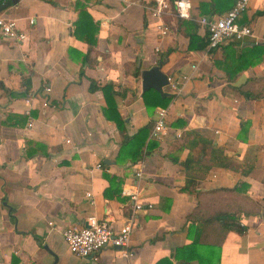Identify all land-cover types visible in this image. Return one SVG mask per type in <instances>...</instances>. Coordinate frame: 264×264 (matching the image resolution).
<instances>
[{
  "label": "crops",
  "instance_id": "obj_1",
  "mask_svg": "<svg viewBox=\"0 0 264 264\" xmlns=\"http://www.w3.org/2000/svg\"><path fill=\"white\" fill-rule=\"evenodd\" d=\"M143 1L17 0L0 11L25 34L20 42L0 36V264H50L52 254L55 264H264V53L229 79L213 63L227 42L198 50L187 44L188 34L205 33L196 18L221 15L233 0H190V19L164 18L162 36ZM263 7L264 0H247L238 22L253 36L241 47L264 45V15H255ZM80 11L87 16L75 35ZM167 49L160 70L189 77L177 94L162 87L168 102L148 112L140 71ZM89 80L112 85L122 131L103 116L102 93L89 91ZM237 88L257 97L245 99ZM162 107L165 130L154 137ZM147 123L146 141L156 146L135 162L116 163L121 135ZM122 185L150 204L135 213L132 255L107 246L94 260L73 256L62 229L89 215L123 225L130 203ZM229 214L243 233L216 218Z\"/></svg>",
  "mask_w": 264,
  "mask_h": 264
},
{
  "label": "built area",
  "instance_id": "obj_2",
  "mask_svg": "<svg viewBox=\"0 0 264 264\" xmlns=\"http://www.w3.org/2000/svg\"><path fill=\"white\" fill-rule=\"evenodd\" d=\"M5 1L0 0V4ZM140 6L146 16L157 21L156 28L161 36L167 34L164 18L190 19L191 17L190 0H144ZM246 8L247 0H234L231 7L221 15H201L196 18V23L204 28L206 32L208 49L218 48L228 41L241 42L253 36L248 25L237 22V18ZM28 22L31 24L32 19H28ZM0 36L10 42H20L25 39V34L16 26L15 21L2 14H0ZM191 69L194 70L195 66H191ZM188 77L185 75L180 78L168 76L166 86L171 93L177 94L181 89V84ZM44 89L47 90V88ZM165 114L166 108L156 109L152 136L158 137L165 130ZM96 167H100V164L97 163ZM133 175L135 178H139L141 171L139 169L135 170ZM120 194L126 197L130 203V215L123 225L115 228L107 219L89 215L84 218L83 224L67 225L62 229V238L68 251L73 256L84 259L89 257L94 260L96 254L107 246L117 247L118 252L124 258H129L132 255V252L128 249V237L135 213L150 207V204L140 202L137 191L132 187L122 185Z\"/></svg>",
  "mask_w": 264,
  "mask_h": 264
},
{
  "label": "trees",
  "instance_id": "obj_3",
  "mask_svg": "<svg viewBox=\"0 0 264 264\" xmlns=\"http://www.w3.org/2000/svg\"><path fill=\"white\" fill-rule=\"evenodd\" d=\"M214 1L217 6H223V3L226 0H214ZM241 14L237 18V22L239 21ZM255 15H264V7L261 10L256 11ZM86 16L87 15L84 12L80 11L78 15V19L75 21L73 34L76 35V31L82 25V19L85 18ZM177 20L182 22V21H185L186 19L179 18ZM192 24L193 23H191V25ZM244 24L249 26L248 23H244ZM94 32H96L95 28H93L90 33L91 37H93ZM90 44H94L93 40L90 42ZM205 47H207L206 32L201 38L196 37L193 33L188 34L187 48L198 50V49H203ZM234 47H236V49L238 48V53H235ZM171 50L172 49H167L165 52L159 53L157 62L158 61L163 62L166 59L167 54ZM224 52L225 54L223 58L213 63L217 65L218 67H221L224 70L227 78L230 79L236 72L250 65H253L255 62L259 61L261 59L262 54L264 53V45L260 43H256L250 47L249 46L241 47L240 42L228 41L227 45L224 48ZM96 88H98L101 91L103 99H104V106L102 107L103 116L108 120L110 119L113 120L117 129L119 131H122L123 130V120L119 116L115 102L113 100L115 91L112 89V85L103 84L99 86V85H96L93 80H89L88 90L93 91ZM236 90L245 99L250 98V97H257V94L250 92L248 90H239L238 88ZM9 94L13 96H17L20 93L10 92ZM141 98H142L145 110L150 112L155 106H164L168 102L169 95L161 97L156 91L152 89H148L142 92ZM150 126L151 125L147 123L146 125L139 127L131 135H126V134L121 135V140H120L118 151L115 157L116 163H121L125 160H128L130 162H135L141 156L143 151L149 152L156 146L155 141L151 139L146 141ZM175 162L177 163V160H175ZM100 165L103 166L104 164L101 163ZM103 175L106 177V179L109 181L110 184L112 183L114 184L115 177L109 176L106 173H104ZM118 192H119V189H118ZM104 195L108 197V194H106V192L104 193ZM216 218L219 222H221V225L224 229H231V230L236 231L239 234L245 231V227L240 225L237 215H233V214L224 215L223 218L219 215Z\"/></svg>",
  "mask_w": 264,
  "mask_h": 264
},
{
  "label": "water",
  "instance_id": "obj_4",
  "mask_svg": "<svg viewBox=\"0 0 264 264\" xmlns=\"http://www.w3.org/2000/svg\"><path fill=\"white\" fill-rule=\"evenodd\" d=\"M17 0H7L0 4V11L6 8L7 6L15 3ZM246 44V43H245ZM162 62L158 61L156 64L142 69L140 71V90L144 92L148 89H152L156 91L161 97L166 95L165 92L162 91V87L167 85L168 76L160 70ZM106 162V161H105ZM9 208V207H8ZM11 220V219H10ZM46 249L45 246H42ZM117 248V247H116ZM51 254V252H50ZM53 260L50 264L56 263V257L52 254ZM87 259H90L87 257Z\"/></svg>",
  "mask_w": 264,
  "mask_h": 264
},
{
  "label": "rangeland",
  "instance_id": "obj_5",
  "mask_svg": "<svg viewBox=\"0 0 264 264\" xmlns=\"http://www.w3.org/2000/svg\"><path fill=\"white\" fill-rule=\"evenodd\" d=\"M68 255H69V254H66V255H65V252H64L63 255H62V257H64V256H68ZM68 257H69V256H68Z\"/></svg>",
  "mask_w": 264,
  "mask_h": 264
}]
</instances>
